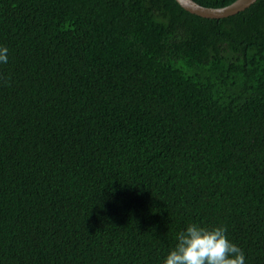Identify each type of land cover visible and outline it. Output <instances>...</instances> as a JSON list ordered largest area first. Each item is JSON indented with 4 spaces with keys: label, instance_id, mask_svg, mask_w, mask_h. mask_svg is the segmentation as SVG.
I'll use <instances>...</instances> for the list:
<instances>
[{
    "label": "trees",
    "instance_id": "obj_1",
    "mask_svg": "<svg viewBox=\"0 0 264 264\" xmlns=\"http://www.w3.org/2000/svg\"><path fill=\"white\" fill-rule=\"evenodd\" d=\"M0 47V264H264V0H0Z\"/></svg>",
    "mask_w": 264,
    "mask_h": 264
},
{
    "label": "clouds",
    "instance_id": "obj_2",
    "mask_svg": "<svg viewBox=\"0 0 264 264\" xmlns=\"http://www.w3.org/2000/svg\"><path fill=\"white\" fill-rule=\"evenodd\" d=\"M8 48L0 47V64L8 62ZM226 227L211 229L189 224L177 234L176 244L163 264H245V254L226 235Z\"/></svg>",
    "mask_w": 264,
    "mask_h": 264
},
{
    "label": "water",
    "instance_id": "obj_3",
    "mask_svg": "<svg viewBox=\"0 0 264 264\" xmlns=\"http://www.w3.org/2000/svg\"><path fill=\"white\" fill-rule=\"evenodd\" d=\"M255 0H234L222 7H208L194 0H176L185 10L202 17L221 18L237 13L252 4Z\"/></svg>",
    "mask_w": 264,
    "mask_h": 264
}]
</instances>
